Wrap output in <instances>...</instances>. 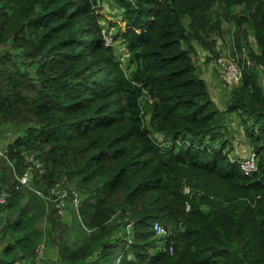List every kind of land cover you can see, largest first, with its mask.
Here are the masks:
<instances>
[{
  "label": "trees",
  "instance_id": "1",
  "mask_svg": "<svg viewBox=\"0 0 264 264\" xmlns=\"http://www.w3.org/2000/svg\"><path fill=\"white\" fill-rule=\"evenodd\" d=\"M101 2L0 0V125H25L0 162V264L34 261L47 239L59 264H264V0H112L106 27ZM223 23L242 68L224 110L193 61V44L217 61ZM228 112L257 155L251 175L249 152L228 155ZM27 154L42 165L28 186ZM62 179L83 196L69 222ZM153 222L171 231L161 249Z\"/></svg>",
  "mask_w": 264,
  "mask_h": 264
},
{
  "label": "rangeland",
  "instance_id": "2",
  "mask_svg": "<svg viewBox=\"0 0 264 264\" xmlns=\"http://www.w3.org/2000/svg\"><path fill=\"white\" fill-rule=\"evenodd\" d=\"M102 6L101 12L104 16L103 23L106 27L107 19L116 20L115 16L119 13V11L115 8L112 0H102L100 3ZM237 11V9L235 10ZM246 29V36L248 38L249 44L255 47L253 42V37L251 31L245 27ZM110 35L113 34L114 28H111ZM233 32V28L230 27V24L223 23L222 24V35L221 38L217 41V49H219V56L216 62L210 61L206 64V57L204 52L200 50L198 45H194L196 49L197 55L193 57V61L197 65V69L202 79L205 80L207 84V89L213 98L214 102L216 103L217 107L224 110L226 108V102L230 98L231 90L238 86L237 84H227L222 80V70L223 65L228 63L229 60L236 59L235 56L237 54L236 49H234L233 37L231 33ZM112 46L115 48V53L117 59L120 61L123 67L127 66L126 60V51L123 47L118 43V41L113 42ZM10 52V48L8 46H1L0 53ZM230 56V57H229ZM245 56V55H243ZM226 61V62H224ZM127 71V68H125ZM259 83L264 88V73L261 72L259 75ZM225 117V125L230 130V139L228 140V145L230 147V151L228 153L229 157L232 159H237L238 157H242L243 155L247 154L248 151L251 149L248 143V139L245 135V131L242 125V122L237 115L236 112L226 113ZM25 131V125H14L12 123H3L0 125V146L6 147L8 143L12 142L18 136H22ZM154 137H156L154 135ZM2 158H0V162ZM7 164V163H6ZM5 164V165H6ZM1 173V171H0ZM2 174V173H1ZM0 174V175H1ZM63 181V179L61 180ZM75 184V183H74ZM63 188L62 185L59 186V189ZM58 215L61 220L64 222H69L72 219V210L69 208L67 201L65 202V208L59 213ZM119 237L123 240L129 239L130 236L124 235L123 231H119ZM70 244V243H68ZM43 252L45 253V261L44 264H59L57 260V251L53 244L50 243V239H47L43 244ZM118 252V250H117ZM44 257V255H43ZM129 260H133V258L129 255ZM33 259L23 258L21 260V264H32Z\"/></svg>",
  "mask_w": 264,
  "mask_h": 264
},
{
  "label": "built area",
  "instance_id": "3",
  "mask_svg": "<svg viewBox=\"0 0 264 264\" xmlns=\"http://www.w3.org/2000/svg\"><path fill=\"white\" fill-rule=\"evenodd\" d=\"M104 36V35H103ZM105 44L107 46L112 44V40L109 36H104ZM226 62V61H225ZM222 70V80L227 83H233V84H239L242 79V68L237 63V60H229L228 63H225ZM248 155L239 160L240 167L242 169V172L245 175H251L253 172L257 169V155L256 153L250 149L248 151ZM7 149L6 147L0 146V158H6ZM25 164H27V168L23 172L21 176L17 178L19 183L21 185H29L30 184V172L32 168L37 169V172L40 174L42 172V165L41 163L37 162L33 155H25L24 156ZM62 185L63 188L59 189V186ZM69 192V193H68ZM184 192H188V189L185 188ZM52 193L54 194V202L55 206L58 208V212L60 213L65 208V202L67 201V204L69 205V208L75 212L76 215H78V208L80 205V201L82 200L83 196L77 194L75 185L73 182L66 181V179H63V181H59L54 185V188L52 190ZM4 199V196H0V202H2ZM189 209V205H186V210ZM127 234H129L132 230V223H128L126 226ZM86 229V228H85ZM151 229L156 237H158L161 242L159 248L165 246V240L171 235V231L169 228H166L162 225H160L158 222H154L151 226ZM87 230V229H86ZM173 251V245L171 244L168 247V252L172 253ZM37 258L32 262V264H44L43 261H45V256L43 252V246L40 245L38 249L36 250ZM93 259L86 260L83 264H92ZM15 264H21V261H16Z\"/></svg>",
  "mask_w": 264,
  "mask_h": 264
},
{
  "label": "clouds",
  "instance_id": "4",
  "mask_svg": "<svg viewBox=\"0 0 264 264\" xmlns=\"http://www.w3.org/2000/svg\"><path fill=\"white\" fill-rule=\"evenodd\" d=\"M225 62V61H224ZM242 80V79H241ZM154 223V222H153ZM152 226V225H151ZM132 231V230H131ZM131 233V232H130ZM127 234V233H126Z\"/></svg>",
  "mask_w": 264,
  "mask_h": 264
}]
</instances>
